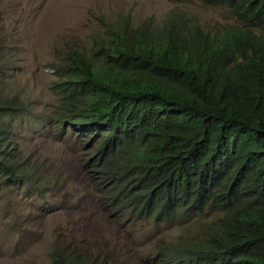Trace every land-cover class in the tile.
<instances>
[{
	"label": "trees",
	"instance_id": "1",
	"mask_svg": "<svg viewBox=\"0 0 264 264\" xmlns=\"http://www.w3.org/2000/svg\"><path fill=\"white\" fill-rule=\"evenodd\" d=\"M199 1L227 8L234 23L210 31L173 8L160 23L109 22L96 58H63L55 119L93 145L79 159L78 191L108 220L126 218L131 256L104 234L89 247L76 226L69 241L57 234L50 264H264V0ZM25 108L0 86V180L30 182L45 199L47 174L27 172L17 151ZM206 210L221 215L196 239H134L142 222Z\"/></svg>",
	"mask_w": 264,
	"mask_h": 264
},
{
	"label": "rangeland",
	"instance_id": "2",
	"mask_svg": "<svg viewBox=\"0 0 264 264\" xmlns=\"http://www.w3.org/2000/svg\"><path fill=\"white\" fill-rule=\"evenodd\" d=\"M174 6L188 9L212 30L232 23L225 9L196 0H0L1 90L26 102L20 115L23 125L15 127L17 151L27 172L48 176L45 199L30 182L8 186L0 180V264H50L51 244L57 234L69 241L76 226L89 247L95 248L104 234L123 259L130 258L126 218L122 223L108 220L78 191L85 177L79 159L93 145L78 137L73 126L65 128L56 121L55 86L60 79L56 71L73 51L96 58L94 41L104 40L105 24L122 21V16L128 24L144 18L161 20ZM65 199L71 204L69 210L64 208ZM220 215L206 210L187 221L142 222L136 226L134 239L148 247L159 237L196 239L203 223ZM87 219L89 223H84Z\"/></svg>",
	"mask_w": 264,
	"mask_h": 264
},
{
	"label": "clouds",
	"instance_id": "3",
	"mask_svg": "<svg viewBox=\"0 0 264 264\" xmlns=\"http://www.w3.org/2000/svg\"><path fill=\"white\" fill-rule=\"evenodd\" d=\"M186 1H191V0H186ZM196 1H198V2L200 3L199 0H196ZM201 4H202V5H205V6H209V5L203 4L202 2H201ZM211 7H218V8L225 9L226 12L228 11L227 8H225V7H221V6H211ZM173 8H176V9H183V10H185V11H186L187 13H189V14L193 17V19H194L196 22H198L203 28H205L206 30H210V31L221 30V29L226 28V27H228V26H230L231 24L234 23V20L231 19V20H232V23L229 24L228 26L223 27V28H221V29L212 30V29H209V28L205 27L202 23H200L199 21H197V20L194 18V15H193V13H192L191 11H189L188 9H186V8H184V7H178V6H174V7L170 8V9H168V10L166 11L165 15L161 18V20H153V19H151V18H144L142 21H140V22L137 23V24H128V23L124 22V17H123V16H122L121 18H122L123 23H124V24H127L129 27H138V26H139L144 20H148V19L151 20V21H153V22H155V23H160V22L166 17V15L168 14V12H169L171 9H173ZM120 21H121V20H120ZM122 21H121V22H122ZM256 32H257V33H261V34L264 35V28H263V29H258ZM93 51H94V50H93ZM84 56H85V55H84ZM66 70H69V65H67ZM71 126H72V125H71ZM73 129H74L76 132H78V126H77V125H73ZM78 134H79V132H78Z\"/></svg>",
	"mask_w": 264,
	"mask_h": 264
}]
</instances>
